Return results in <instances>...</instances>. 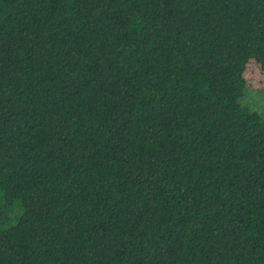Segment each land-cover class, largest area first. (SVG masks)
I'll return each mask as SVG.
<instances>
[{
    "label": "trees",
    "instance_id": "obj_1",
    "mask_svg": "<svg viewBox=\"0 0 264 264\" xmlns=\"http://www.w3.org/2000/svg\"><path fill=\"white\" fill-rule=\"evenodd\" d=\"M264 0H0V264H264Z\"/></svg>",
    "mask_w": 264,
    "mask_h": 264
},
{
    "label": "rangeland",
    "instance_id": "obj_2",
    "mask_svg": "<svg viewBox=\"0 0 264 264\" xmlns=\"http://www.w3.org/2000/svg\"><path fill=\"white\" fill-rule=\"evenodd\" d=\"M244 75L247 87L245 88L241 102L264 117V71L254 61H250ZM15 219L16 215L11 214L7 222L0 223V227L14 223Z\"/></svg>",
    "mask_w": 264,
    "mask_h": 264
}]
</instances>
